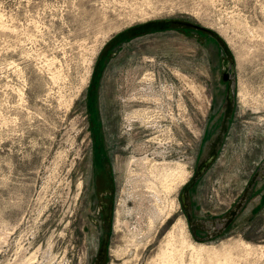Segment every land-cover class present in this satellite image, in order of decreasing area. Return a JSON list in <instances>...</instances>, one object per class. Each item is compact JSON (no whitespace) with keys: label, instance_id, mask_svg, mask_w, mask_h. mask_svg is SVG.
<instances>
[{"label":"rangeland","instance_id":"rangeland-1","mask_svg":"<svg viewBox=\"0 0 264 264\" xmlns=\"http://www.w3.org/2000/svg\"><path fill=\"white\" fill-rule=\"evenodd\" d=\"M164 252L264 264V0H0V264Z\"/></svg>","mask_w":264,"mask_h":264},{"label":"flooded vegetation","instance_id":"flooded-vegetation-1","mask_svg":"<svg viewBox=\"0 0 264 264\" xmlns=\"http://www.w3.org/2000/svg\"><path fill=\"white\" fill-rule=\"evenodd\" d=\"M104 154L105 156L101 155V158H97V157L94 158V163H93V189L94 192H96L94 198L98 200L99 205L101 203H106L108 205L113 191L112 181L110 180L112 179L113 172L110 170L109 155H107L105 152Z\"/></svg>","mask_w":264,"mask_h":264},{"label":"bare ground","instance_id":"bare-ground-1","mask_svg":"<svg viewBox=\"0 0 264 264\" xmlns=\"http://www.w3.org/2000/svg\"><path fill=\"white\" fill-rule=\"evenodd\" d=\"M263 34V33H262ZM96 52V51H95ZM92 58V57H91ZM246 94V93H245ZM243 97H244V95H243ZM258 100V99H257ZM131 114V113H130ZM146 114H147V112H146V110H144V111H141V112H139V111H135L134 112V114L132 115L131 114V116H129L128 118H129V125H131L132 123H131V120H132V117H144L145 118V116H146ZM204 248H206V247H204ZM202 249V248H201ZM174 250V249H173ZM205 250V249H204ZM177 252L179 253V251L177 250ZM161 254V253H160ZM162 255V254H161ZM177 255V254H176ZM179 255H180V253H179ZM175 258V257H174ZM178 258H181V257H178ZM158 259V258H157ZM182 259V258H181ZM174 260L175 259H172L171 258V255H169V254H167L166 252H164L163 253V255H162V257L160 258V262L162 263V264H176L175 262H174ZM176 261V260H175ZM156 260H154V262L152 263V264H156ZM181 262V261H180Z\"/></svg>","mask_w":264,"mask_h":264},{"label":"water","instance_id":"water-1","mask_svg":"<svg viewBox=\"0 0 264 264\" xmlns=\"http://www.w3.org/2000/svg\"><path fill=\"white\" fill-rule=\"evenodd\" d=\"M224 80H228L230 78V63L228 60H224V74H223Z\"/></svg>","mask_w":264,"mask_h":264}]
</instances>
